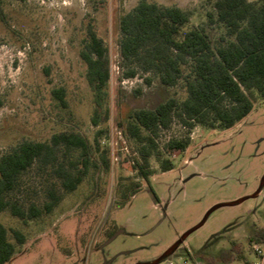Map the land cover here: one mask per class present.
<instances>
[{"label": "rangeland", "instance_id": "rangeland-1", "mask_svg": "<svg viewBox=\"0 0 264 264\" xmlns=\"http://www.w3.org/2000/svg\"><path fill=\"white\" fill-rule=\"evenodd\" d=\"M2 1L0 155L24 140L46 142L62 132L79 133L91 143L87 175L71 192H64L49 168L33 166L22 175L14 195L25 205L41 206L50 189L60 198L50 213L26 222L0 211L9 240L14 242L12 229L26 237L7 264L152 262L213 205L248 196L258 188L264 175V98L227 129L195 125L188 130L174 121L157 138L161 156L172 161V168L161 171L151 156L149 180L136 174L132 159L137 144L123 135L118 121L133 109L185 96L181 81L165 87L156 78L146 83L147 75L141 73L121 77L118 18L139 0ZM148 1L188 12L190 23L203 26L214 42L223 32L221 26L207 23L213 0ZM88 23L104 41L110 61V77L100 92L88 86L80 57ZM58 87L65 89V107L51 94ZM95 108L99 117L108 111L97 125L91 122ZM185 135L190 143L183 151L163 148L168 138ZM78 154L72 151L71 157ZM101 154L108 159V168L102 165ZM120 182L141 185L124 204L116 193ZM261 228L264 183L256 196L208 213L170 257L204 264H250L255 257L249 238ZM117 230L121 232L107 242Z\"/></svg>", "mask_w": 264, "mask_h": 264}, {"label": "trees", "instance_id": "trees-1", "mask_svg": "<svg viewBox=\"0 0 264 264\" xmlns=\"http://www.w3.org/2000/svg\"><path fill=\"white\" fill-rule=\"evenodd\" d=\"M24 1V0H17ZM207 23L223 28L214 42L203 26L190 23L189 13L176 6L139 0L118 18V66L122 76L133 78L145 74L146 83L152 78L165 87L182 82L183 99L168 97L153 108L131 110L126 119L118 121L123 135L136 144L132 167L136 174L148 181L152 170L150 158L155 156L161 171L173 164L162 158L157 138L175 121L190 130L195 125L208 129H227L241 121L259 99L264 98V0H213L206 12ZM0 20H4L3 1L0 0ZM80 57L86 64V81L100 92L110 77L107 47L92 24L86 27ZM51 94L65 107V89H52ZM108 111L99 117L93 110L91 122L105 120ZM98 130L94 136L99 147ZM190 143L188 135L170 137L163 148L183 151ZM91 143L76 132L52 134L46 142L24 140L0 155V211H7L23 222L50 213L60 196L47 191L41 206L25 205L15 192L20 189L22 175L33 166L49 168L51 177L58 180L64 192H71L86 177L90 166ZM78 150L76 158L71 152ZM103 153L105 151L103 150ZM102 165L109 161L101 154ZM136 182L118 183L116 193L121 204L139 189ZM8 230L0 222V264L9 263L25 242V235L17 229ZM111 235V233L109 234ZM108 235V236H109ZM252 240L264 237V229L254 230ZM227 255V259H231Z\"/></svg>", "mask_w": 264, "mask_h": 264}, {"label": "water", "instance_id": "water-1", "mask_svg": "<svg viewBox=\"0 0 264 264\" xmlns=\"http://www.w3.org/2000/svg\"><path fill=\"white\" fill-rule=\"evenodd\" d=\"M263 183H264V175L262 176V178L260 180V183H259L258 188L252 194H250L248 196H244V197L238 198V199L233 200V201H230V202L218 203V204L213 205L206 212L205 216L203 217V219L198 224H196L195 226H193L192 228H190L189 230H187L186 232H184L183 234H181L179 236V238L171 246H169L157 259H155L152 262L137 263V264H157L161 260L170 257L172 255V253L179 247V245L182 243V241L186 238V236L190 232H192L193 230H195L197 227H199L203 223V221H204V219H205V217L207 216L208 213H210L212 210H214V209H216V208H218L220 206H223V205H233L235 203H239V202L243 201L246 198L256 196L257 194H259ZM119 232H121V230H117L114 234H112V236L109 237V239L107 240V242H109L110 240H112ZM109 262L110 261H105L103 264H108Z\"/></svg>", "mask_w": 264, "mask_h": 264}, {"label": "built area", "instance_id": "built-area-1", "mask_svg": "<svg viewBox=\"0 0 264 264\" xmlns=\"http://www.w3.org/2000/svg\"><path fill=\"white\" fill-rule=\"evenodd\" d=\"M250 249L254 255V260L250 264H264V237L252 240L250 242ZM165 264H204L198 259H176L168 257L165 260Z\"/></svg>", "mask_w": 264, "mask_h": 264}]
</instances>
